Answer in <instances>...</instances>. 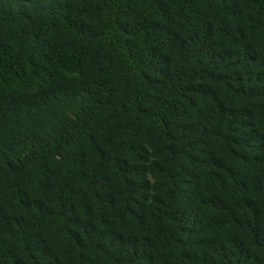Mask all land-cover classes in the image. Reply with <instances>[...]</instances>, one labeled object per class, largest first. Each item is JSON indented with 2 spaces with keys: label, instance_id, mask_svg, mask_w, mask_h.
I'll return each mask as SVG.
<instances>
[{
  "label": "trees",
  "instance_id": "16d2710c",
  "mask_svg": "<svg viewBox=\"0 0 264 264\" xmlns=\"http://www.w3.org/2000/svg\"><path fill=\"white\" fill-rule=\"evenodd\" d=\"M0 264H264V0H0Z\"/></svg>",
  "mask_w": 264,
  "mask_h": 264
}]
</instances>
